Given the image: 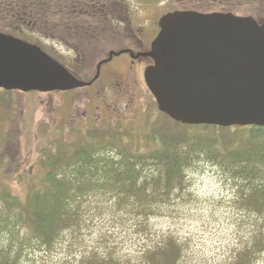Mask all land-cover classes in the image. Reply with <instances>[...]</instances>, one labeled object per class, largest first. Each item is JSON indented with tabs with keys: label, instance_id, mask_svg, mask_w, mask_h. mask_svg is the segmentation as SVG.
<instances>
[{
	"label": "rangeland",
	"instance_id": "374dc122",
	"mask_svg": "<svg viewBox=\"0 0 264 264\" xmlns=\"http://www.w3.org/2000/svg\"><path fill=\"white\" fill-rule=\"evenodd\" d=\"M125 2L130 3L132 17L137 19L133 18V26L138 24L144 31L143 41L150 42L159 18L175 7L177 0ZM235 12L250 13L247 6ZM123 35L125 43L132 34ZM123 42L121 38L109 42L106 50L92 52L86 62L93 65L92 60L106 56L110 49H120ZM45 45L75 71L72 50L52 40ZM93 66L88 64L87 68ZM127 89L110 85L111 101L98 99L94 93L89 96L85 89L45 93L0 89V264L4 258L16 264H82L93 253L112 256L120 264H150V248L168 237L181 247L178 264H236L249 245L252 252L240 264H264V208L248 201L254 184L264 181L263 162L235 163L222 154L245 143L248 130L241 127L209 126L196 133L195 146L188 147L184 187L146 214L113 198V192L123 191L120 184L85 179L81 191L86 193L79 199L82 221L50 242L31 232L24 222L9 221L13 203H5L3 194L17 197L25 207L30 188L48 184L47 170L75 172V168H63L58 151L69 153L96 132L101 137L104 133L98 130L108 127L109 132L139 138L155 128L177 137L191 135L188 126L159 110L144 78ZM109 103H115L114 111L109 110ZM218 138L219 153L210 143ZM47 147L49 151L43 152ZM52 154L51 160L46 159ZM27 172L32 178H26ZM70 178L68 181L75 184V176ZM71 202L75 207V195Z\"/></svg>",
	"mask_w": 264,
	"mask_h": 264
},
{
	"label": "trees",
	"instance_id": "16d2710c",
	"mask_svg": "<svg viewBox=\"0 0 264 264\" xmlns=\"http://www.w3.org/2000/svg\"><path fill=\"white\" fill-rule=\"evenodd\" d=\"M249 0H177L173 9H195L200 11L224 10L235 11L245 6ZM109 13L107 24L103 19L93 18L92 13ZM125 0H0V31H5L44 46L46 38L61 41L68 47L75 48V29L106 30V32L78 35L83 45L88 46L89 39H99L113 35L115 16L118 13L130 14L129 5L123 6ZM119 6V7H118ZM123 6V7H121ZM113 15V16H112ZM190 133L177 137L155 129L140 138L131 133L117 131L109 132L108 127L98 130V133L87 136V139L77 143L69 153H58L61 156L63 168L73 169L68 173L47 170L44 175L46 183L30 188L26 197L25 207H22L17 197L9 193L3 194V200L13 203L14 209L9 221L12 224L24 222L30 231L50 242L53 237L69 229L72 224L82 221L79 199L82 192L81 183L85 179L92 182L106 180L123 187V191L113 192L114 199L119 198L135 209H142L143 214L155 210L159 205L172 199L175 191L184 187L186 179L185 165L188 162V147L196 144V136L201 131L213 125H186ZM218 129L224 127L215 126ZM232 128V127H231ZM248 130L244 144L229 148L223 152L224 157L235 163H252L256 160L264 166V126L250 125L241 127ZM228 129V128H224ZM189 131V129H187ZM139 138L138 140H136ZM207 141V139H205ZM210 142L219 153L221 143ZM210 144V145H211ZM218 144L220 146H218ZM44 148L43 152H48ZM47 156V155H46ZM47 156L46 159H52ZM23 174V173H21ZM62 174V175H60ZM26 178H32L27 172ZM75 176V184L70 177ZM75 186V189H74ZM250 192L249 202L253 201L258 208H264V181H259ZM75 195V207L71 198ZM246 196L247 198L249 196ZM13 198L14 200L10 201ZM24 218L25 221L23 220ZM75 221V222H74ZM8 225V221H5ZM257 237V236H255ZM181 247L171 237L163 238L149 250L150 264H178ZM252 247L243 249L236 259V264L246 261ZM4 258L2 264H16ZM82 264H120V260L112 256L93 253L82 261Z\"/></svg>",
	"mask_w": 264,
	"mask_h": 264
},
{
	"label": "water",
	"instance_id": "95a60500",
	"mask_svg": "<svg viewBox=\"0 0 264 264\" xmlns=\"http://www.w3.org/2000/svg\"><path fill=\"white\" fill-rule=\"evenodd\" d=\"M142 55L158 107L184 124L264 126V24L233 12L174 10ZM113 52H111L112 56ZM90 84L39 45L0 31V87L49 92Z\"/></svg>",
	"mask_w": 264,
	"mask_h": 264
},
{
	"label": "flooded vegetation",
	"instance_id": "af4514ba",
	"mask_svg": "<svg viewBox=\"0 0 264 264\" xmlns=\"http://www.w3.org/2000/svg\"><path fill=\"white\" fill-rule=\"evenodd\" d=\"M126 1V0H125ZM245 6L248 8V14L254 16L259 23L264 24V0H249ZM126 5H129L130 14H121L118 13L115 16V23L113 22V35H104L102 39H99L98 44L96 45V39L92 37L89 39L88 46L83 45L84 43L80 42L77 38L78 35H89L93 33H102L106 32V30H91L86 31L84 29H75V48H71L66 46L68 49L72 50L75 53V76L79 79L88 82L82 87H76L75 90L85 89L89 92L87 94L89 96L95 95L98 99H106V101H111L114 99L111 98V93H109V86L113 85L120 89L128 88L134 82H143L144 78V70L145 67L152 63L151 58L143 56L142 53L147 52L150 47L153 39L157 35L159 31V25L157 23V29L155 36L148 41L144 40V31L139 29L138 24L136 27L133 26L134 19L137 21L135 17H132L133 10L131 9L130 3L125 2ZM123 4V6H126ZM106 4H103L102 12L92 13L93 18H97L98 20L103 19L105 22L109 21V17L111 16L109 13H106L104 10L106 9ZM121 6V7H123ZM244 7V6H242ZM140 14V11H135ZM141 15V14H140ZM134 18V19H133ZM112 24L111 22H107V24ZM123 34H132L130 35V40L127 42H123L124 35ZM121 38L124 46L120 47L118 50L110 49L106 56L99 57L98 59L92 60V63H87L86 60L91 59V56L94 55L92 52H103L108 48L109 42L117 40ZM50 40L56 41L57 43L63 44L61 41L51 38H46L44 40L43 48L52 56L59 59L63 62L67 67L71 68L68 64L65 63L60 57L56 56L46 45L45 41L50 43ZM51 47L54 48L55 44H51ZM111 52L113 55L111 56ZM89 53V54H88ZM125 55V57L123 56ZM91 64L92 68L88 69L87 65ZM119 76V77H118ZM145 82V79H144ZM102 97V98H101ZM110 104V105H109ZM108 104L109 110H115L113 106L115 103ZM156 129V128H155ZM153 129L152 131H155ZM158 130V129H157ZM151 131V132H152Z\"/></svg>",
	"mask_w": 264,
	"mask_h": 264
}]
</instances>
